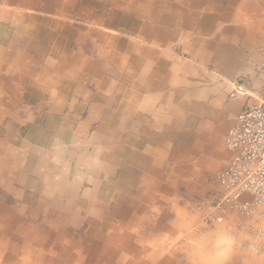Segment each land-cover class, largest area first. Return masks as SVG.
Wrapping results in <instances>:
<instances>
[{
    "label": "crops",
    "instance_id": "0c3cea01",
    "mask_svg": "<svg viewBox=\"0 0 264 264\" xmlns=\"http://www.w3.org/2000/svg\"><path fill=\"white\" fill-rule=\"evenodd\" d=\"M261 8L259 72L241 0H0V264H176L146 241L166 228L144 215L146 191L167 163L196 165L201 120L231 110L213 171L227 164V131L264 88ZM22 103L42 104L27 138Z\"/></svg>",
    "mask_w": 264,
    "mask_h": 264
},
{
    "label": "rangeland",
    "instance_id": "374dc122",
    "mask_svg": "<svg viewBox=\"0 0 264 264\" xmlns=\"http://www.w3.org/2000/svg\"><path fill=\"white\" fill-rule=\"evenodd\" d=\"M241 6L257 17L250 20L251 37H242L240 44L249 55L247 59L249 66L260 72L262 62H259L261 60L259 54L261 52L256 47L254 28L262 21L260 19L261 6H264V0H241ZM209 69L212 70L213 67L210 66ZM94 89L93 86L90 88L92 91ZM73 97L75 98V96ZM15 109L19 113L27 109L26 113L22 115L23 124L18 126L19 135L27 138L28 132L33 126V122L29 121L30 117L42 110V104L27 105L22 103ZM232 114L231 110L226 111L221 121L216 119L201 120L199 133L203 136V141L206 142V151L198 155L196 163L198 168L192 164L196 161L191 163L193 167L190 165L187 166V169L185 163H167L163 168L162 189L159 192L156 190L146 191L147 202L144 204V215L149 221L166 226L164 231L152 232L151 235L145 236L146 241L150 244H155V240L160 241L161 246L158 248L160 260L170 258L176 264H195L197 256L200 257L204 254L208 260L207 264H264V255L251 252L249 240L237 231V226L243 219L242 215L232 212L226 223L207 225L204 221L203 211L194 210L196 204L204 200L212 201V198L217 197L221 191L216 175L226 164L215 172L213 171L214 161L220 153L216 145L213 144L217 142L215 141L216 132L229 126ZM88 119L89 109H86L82 114V121ZM7 120L12 119L7 118ZM211 121H213V125L210 123L211 126L205 127V124L207 125ZM91 130L94 134L98 130V126L93 124ZM210 148H212V153L207 151ZM200 164L202 169L199 168ZM37 169L36 166L34 169L32 168L30 171L32 175L27 178V181L38 186L39 180L34 174ZM5 194L6 192L0 187V195L4 197ZM7 199L9 206H15L17 200L12 194L8 195ZM246 223L253 226L256 221L247 220ZM172 230L174 234H171Z\"/></svg>",
    "mask_w": 264,
    "mask_h": 264
},
{
    "label": "built area",
    "instance_id": "2783aa9c",
    "mask_svg": "<svg viewBox=\"0 0 264 264\" xmlns=\"http://www.w3.org/2000/svg\"><path fill=\"white\" fill-rule=\"evenodd\" d=\"M240 89L235 83L230 97L237 98ZM224 145L230 158L216 175L221 191L194 210L203 211L207 225L224 224L232 212L239 213L244 220L237 226L238 233L249 240L251 252L264 255V226L258 224L264 220V88L259 103L238 113ZM247 220L257 222L252 226Z\"/></svg>",
    "mask_w": 264,
    "mask_h": 264
},
{
    "label": "bare ground",
    "instance_id": "6f19581e",
    "mask_svg": "<svg viewBox=\"0 0 264 264\" xmlns=\"http://www.w3.org/2000/svg\"><path fill=\"white\" fill-rule=\"evenodd\" d=\"M42 35V34H41ZM38 63V62H37ZM34 67V66H33ZM103 73V72H102ZM75 78V77H74ZM118 100V99H117ZM120 143V142H119ZM76 147V146H75ZM116 154V153H115ZM116 156V155H115ZM122 156V155H121ZM116 159V158H115ZM134 165V164H133ZM105 166V165H104ZM119 167V166H118ZM136 167V166H135ZM138 168V167H137ZM118 169V168H117ZM138 170V169H137ZM106 173V172H105ZM109 175H110V173H109ZM5 178V177H4ZM70 179V178H69ZM18 181V180H17ZM104 181V180H103ZM97 188V187H96ZM131 191V190H130ZM49 192V191H48ZM112 193V192H111ZM129 194V193H128ZM80 195V194H79ZM109 195V194H108ZM46 196V195H45ZM54 196V195H53ZM56 197V196H55ZM115 197V196H114ZM86 198V197H85ZM34 199V198H33ZM56 200V199H55ZM54 200V201H55ZM70 200V199H69ZM33 201V200H32ZM101 201V200H100ZM103 201V200H102ZM23 202H25V201H23ZM93 202V201H92ZM112 202V201H111ZM33 203V202H32ZM61 204V203H60ZM97 204V203H96ZM108 204V203H107ZM46 205V204H45ZM72 206V205H71ZM74 206V205H73ZM24 207V206H23ZM22 207V208H23ZM62 207H63V205H62ZM109 207V206H108ZM40 208V207H39ZM44 208V207H43ZM76 208V207H75ZM91 208V207H90ZM105 208V207H104ZM44 209H46V208H44ZM126 209V208H125ZM130 209V208H129ZM40 210V209H39ZM56 210V209H55ZM91 210V209H90ZM104 210V209H103ZM111 210V209H110ZM127 210V209H126ZM82 211H84V210H82ZM63 212V211H62ZM96 212V211H95ZM122 212V211H121ZM32 213H34V211L32 212ZM89 213V212H88ZM112 213V212H111ZM129 213H131V212H129ZM128 213V214H129ZM66 214V213H65ZM56 215V214H55ZM96 215V214H95ZM18 216V215H17ZM106 216V215H105ZM124 216V215H123ZM63 217V216H62ZM104 217V216H103ZM18 218V217H17ZM98 218V217H97ZM46 219V218H45ZM44 219V220H45ZM108 219V218H107ZM123 219V218H122ZM140 219V218H139ZM20 220V219H19ZM65 220V219H64ZM125 220H126V218H125ZM128 220V219H127ZM13 222V221H12ZM44 222V221H43ZM52 222V221H51ZM137 222V221H136ZM18 223V222H17ZM85 223V222H84ZM86 224V223H85ZM96 224V223H95ZM137 225H139V224H137ZM136 225V226H137ZM44 231H46L45 229H44ZM97 230L95 229L94 231H93V233H92V236L95 234V232H96ZM106 231V230H105ZM146 232V231H145ZM47 233V232H46ZM51 233V232H50ZM18 234V233H17ZM48 235V234H47ZM40 236V235H39ZM70 236H71V234H70ZM17 237V236H16ZM42 237H44V236H42ZM11 239H12V236H11ZM66 239V238H65ZM89 239V238H88ZM39 240V239H38ZM84 240V239H83ZM82 240V241H83ZM81 241V240H80ZM77 242V241H76ZM99 242V241H98ZM67 243V242H66ZM105 244V243H104ZM94 245V244H93ZM28 246V245H27ZM19 254V253H18ZM68 264V263H67Z\"/></svg>",
    "mask_w": 264,
    "mask_h": 264
}]
</instances>
